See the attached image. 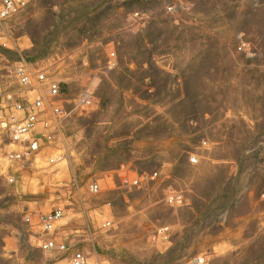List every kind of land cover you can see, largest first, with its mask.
Masks as SVG:
<instances>
[{
    "label": "rangeland",
    "instance_id": "obj_1",
    "mask_svg": "<svg viewBox=\"0 0 264 264\" xmlns=\"http://www.w3.org/2000/svg\"><path fill=\"white\" fill-rule=\"evenodd\" d=\"M26 1L0 17V91L26 89L20 61L39 93L55 81L59 102H93L48 115L54 139L0 174V264H68L73 249L85 264H264V0ZM141 170L157 174L118 184ZM53 205L65 248L43 251L23 215Z\"/></svg>",
    "mask_w": 264,
    "mask_h": 264
},
{
    "label": "built area",
    "instance_id": "obj_2",
    "mask_svg": "<svg viewBox=\"0 0 264 264\" xmlns=\"http://www.w3.org/2000/svg\"><path fill=\"white\" fill-rule=\"evenodd\" d=\"M26 0H0V17H6L17 12L26 6ZM236 49L241 51L245 49L243 41L236 44ZM104 65L110 67L112 59L107 56L104 59ZM14 75L21 86L26 89H15L0 91V174L4 176L7 182H11L14 175L7 171L8 164H17L29 166L33 163L35 154L39 147V140L52 141L54 139V130L50 127L48 115L66 117L70 114L84 113L92 105L93 94L91 91H82L75 96L64 100L66 104L59 102L63 100L60 94L59 86L55 81L44 82L46 92L39 93V88L30 80L31 74L24 63L18 62L13 67ZM32 76L37 81L45 80V71L43 68L36 67ZM39 124L40 130H36ZM203 142V141H202ZM13 145L9 146L8 145ZM60 157L58 152L54 156L47 157L48 162L54 161ZM189 162H195L194 155L188 156ZM4 165V166H3ZM156 170H141L135 175H128L123 172L118 174V184L125 189L139 185L142 181H149L156 176ZM89 192H96L98 184L95 180L87 183ZM182 199L181 191L173 190L165 196L168 204H178ZM63 207L53 205L45 211H38L35 220L32 221L29 214H24L23 219L27 223H35L41 233L39 247L43 251L63 250L65 242L57 240L54 235L56 220L61 217ZM109 220L100 222L102 227H106ZM165 225L159 226L156 231L160 234L166 232ZM68 264H82L84 254L80 249H73L68 256ZM194 261L199 264H208L203 256L194 257Z\"/></svg>",
    "mask_w": 264,
    "mask_h": 264
},
{
    "label": "bare ground",
    "instance_id": "obj_3",
    "mask_svg": "<svg viewBox=\"0 0 264 264\" xmlns=\"http://www.w3.org/2000/svg\"><path fill=\"white\" fill-rule=\"evenodd\" d=\"M58 220V219H57ZM86 262H85V260L83 261V263L82 264H85Z\"/></svg>",
    "mask_w": 264,
    "mask_h": 264
}]
</instances>
